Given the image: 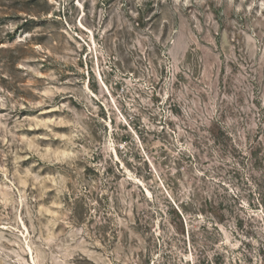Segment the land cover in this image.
<instances>
[{
  "label": "rangeland",
  "instance_id": "1",
  "mask_svg": "<svg viewBox=\"0 0 264 264\" xmlns=\"http://www.w3.org/2000/svg\"><path fill=\"white\" fill-rule=\"evenodd\" d=\"M0 264H264V0H0Z\"/></svg>",
  "mask_w": 264,
  "mask_h": 264
}]
</instances>
